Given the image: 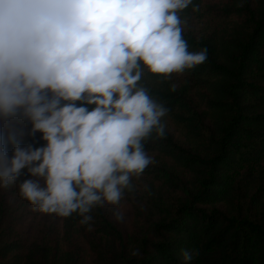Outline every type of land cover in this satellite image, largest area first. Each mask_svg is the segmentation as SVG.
<instances>
[{
    "label": "trees",
    "instance_id": "1",
    "mask_svg": "<svg viewBox=\"0 0 264 264\" xmlns=\"http://www.w3.org/2000/svg\"><path fill=\"white\" fill-rule=\"evenodd\" d=\"M192 3L198 11L178 13L182 36L206 60L170 78L145 68L139 82L184 141L163 118L165 135L142 141L151 163L124 189L121 222L105 203L88 224L54 213L40 235L25 234L20 217L24 225L46 213L21 197L19 181L0 187V264H183L182 249L198 252L190 264H264V0ZM10 132L22 145L47 143L29 122L0 123L6 142ZM141 177H151L142 194Z\"/></svg>",
    "mask_w": 264,
    "mask_h": 264
},
{
    "label": "clouds",
    "instance_id": "2",
    "mask_svg": "<svg viewBox=\"0 0 264 264\" xmlns=\"http://www.w3.org/2000/svg\"><path fill=\"white\" fill-rule=\"evenodd\" d=\"M189 5L199 10L192 0H0V123L29 122L47 142L0 134V187L19 181L34 209L81 224L117 205L151 163L142 141L165 135L168 109L140 86L144 69L170 78L207 58L182 36ZM180 255L190 264L198 252Z\"/></svg>",
    "mask_w": 264,
    "mask_h": 264
},
{
    "label": "rangeland",
    "instance_id": "3",
    "mask_svg": "<svg viewBox=\"0 0 264 264\" xmlns=\"http://www.w3.org/2000/svg\"><path fill=\"white\" fill-rule=\"evenodd\" d=\"M205 25L200 24V27H204ZM163 118V123L168 127V129L174 134V136L180 140L184 141L186 138L184 135L183 130L181 127L176 124L175 122L171 121L169 118ZM151 180V177H141L139 179L138 183V190L140 191V194L143 193V190L147 187L148 182ZM122 200L117 205H111L106 203V209L109 215L113 218H116L119 222L125 219L126 215V208L121 203ZM56 217L54 216V213H46L43 215H40L35 222H28L23 225V221L20 217V223H19V229L21 232L29 235L38 236L42 233L43 230H46L48 226L55 221ZM82 248L86 249V246L82 243ZM83 251V250H82ZM85 259L86 255L81 254Z\"/></svg>",
    "mask_w": 264,
    "mask_h": 264
}]
</instances>
